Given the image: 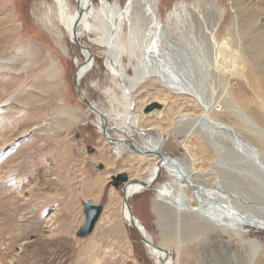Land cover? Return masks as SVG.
Segmentation results:
<instances>
[{
  "label": "rangeland",
  "instance_id": "rangeland-1",
  "mask_svg": "<svg viewBox=\"0 0 264 264\" xmlns=\"http://www.w3.org/2000/svg\"><path fill=\"white\" fill-rule=\"evenodd\" d=\"M106 1L123 5L127 0ZM70 2L72 3L73 0ZM149 3L151 8L156 10L158 19L162 23H165L167 14L181 5H185L189 12L195 13L198 10L201 11L203 6L213 7L215 4H219L226 8L227 24L228 18L231 17L227 0H149ZM93 4L97 6L98 0H94ZM55 7L52 0H0V22L4 18L10 17L8 22L0 25V36L5 28L9 34L7 39L0 37V52L14 51L18 47L30 43H36L46 53L49 52L47 50L50 47L54 49L55 54L50 53V56L57 61H62L59 66L63 70L65 79L63 92L60 95L61 103L73 108L77 114L86 115L83 122H78L65 130L54 131L55 121L52 120L47 126L49 117L41 120L38 112L41 106L36 107L42 104L47 96L40 91L39 94L34 92L37 91L33 84V81H37L34 79L38 73L37 69L19 75L0 72V137L6 138L5 141H7V144L0 145V264H37L34 261L37 256L36 247L40 246L37 243L44 241L46 232L55 230L54 233H57L59 232L57 229L60 227L58 218L49 222V216L54 211L50 212L51 209L46 206L47 195L51 196L60 189L69 192L67 189L69 183L66 179L69 180L73 189H77L76 195L74 194L77 197H74L72 201L74 203H71L67 210H71L70 212L73 214L76 212L74 215L75 225L84 220L82 201L78 199L80 198L78 190L86 177L87 180L91 178L88 180L89 182H95L100 177L99 181L102 182L100 184L103 191L102 196L95 203L103 205V210L94 231L85 238L76 236L74 224H72L73 229L60 231L63 234H68V238L66 237L62 242L69 244L70 249H73L74 244L75 254H67L59 248L55 264H155L148 248L123 220L121 188L116 189L110 184L111 176L122 173L126 174L128 179L144 181L150 171L152 161L143 158L147 165L140 166L137 165L140 155L112 152L113 146L106 141L100 130L93 124V116L89 113L88 107L80 101L73 85V75L76 73V67L81 59L78 49L71 47L66 38L64 45H67L68 55L67 58L63 57L41 27L44 14H48L53 25L57 24L56 17H53ZM134 13L145 22L146 36L153 33L154 28L150 27L148 14L140 6H134ZM206 19L211 26L217 17L214 13L209 12ZM175 25V22L170 24L172 33ZM81 39L85 45L87 38ZM126 39L124 36L122 40L125 48L129 46ZM187 39L185 38V44L192 46V40ZM185 44L183 48L188 47ZM90 52L91 54L87 55L89 58L92 57L90 70L80 82L79 90L88 101L105 110L106 106L101 92L112 88V86H110V77L104 67V50L91 45ZM122 60L127 65V57L123 56ZM250 64L253 66L252 80L259 85V88L255 90L248 88L245 81L240 78L241 75H235V77L224 72L220 74V82L212 80L211 77L205 79L199 75L197 77L194 75L196 77L194 80L196 82L202 80L200 86L204 89L206 96L212 86L217 90L220 84V91H217L219 95L223 82L229 84L233 96L240 105H246V102L250 104L251 111L246 107L248 110L246 114L252 113L255 123L264 129V63L262 62V66H259L256 61H250ZM222 65L224 69H227L226 71H230L231 64L229 62H223ZM242 66L245 67V64H237L238 68L242 69ZM127 72L132 73L128 68ZM95 84L97 89L93 88ZM42 86L40 85L41 88ZM207 86L208 88H206ZM132 98L134 112L138 113L148 104L159 103L160 110L158 112L153 111L147 116H140V126L144 129H151L149 134L152 138L156 139L159 136L163 138L161 148L165 156L170 158L189 156L192 169L200 173L212 166L216 155L210 147H207L205 140L200 139L199 135L174 136L169 133L173 121L178 120L179 117L189 115L196 118L201 116L203 110L200 107L190 103L185 96L174 93L154 77L144 80L137 87ZM9 99L10 101H8ZM57 105L54 103L50 109L48 107V113ZM11 111L12 113L14 111L15 115H12L8 120L7 116ZM211 117L233 127L244 141H252L249 143L253 146L256 144L257 141L254 138L243 135L242 131L246 130L245 124L238 120L233 113L226 112L222 115H211ZM37 131L39 133H36ZM139 141L138 144L141 143ZM88 147L94 150L92 154H88ZM218 158L220 160L229 159V152L222 151ZM109 164H112L111 167L108 166ZM101 166L102 170H99ZM88 175L91 177L89 178ZM205 179L209 185L215 183L212 175H206ZM167 180V175L162 172L156 185ZM156 185L133 195L128 204L134 217L143 225L150 238L156 244H161L164 241L161 228L158 226L160 218L152 208ZM241 187L227 185L226 188H222V191L225 188L223 191L225 194L231 196L234 194L233 197L237 200L235 201L238 208L250 216H255L253 210L246 208L254 201L251 197L249 198L250 194L245 191V188ZM244 198L245 200H243ZM50 203H52V199H50ZM54 206L57 208L56 205ZM168 228L170 229L169 226ZM170 238H172V242L170 245L168 244V247L172 264H264V230L248 226L234 227L230 224L220 226V228L209 225L206 230L182 237V241L177 246L174 243L176 235ZM40 253L42 254L40 263L44 264L43 261L49 257L46 255V248H40Z\"/></svg>",
  "mask_w": 264,
  "mask_h": 264
},
{
  "label": "bare ground",
  "instance_id": "bare-ground-1",
  "mask_svg": "<svg viewBox=\"0 0 264 264\" xmlns=\"http://www.w3.org/2000/svg\"><path fill=\"white\" fill-rule=\"evenodd\" d=\"M52 1L56 6L53 17H56L57 24L53 25L48 14H44L41 27L63 57L67 58L68 55L67 45H64L66 38L71 47L78 49L81 55L76 67L78 85L90 70L91 61L87 56L91 54L90 46H98L104 50V67L110 77L109 83L112 88L101 92L105 110L100 106L98 108L97 105H95L96 110L89 109V113L94 118L93 124L101 134L105 129L104 138L113 140L111 145L118 154H125L121 152L127 150L126 144L150 154L141 156L137 160V165L140 166L147 165L143 158L152 161L147 178L143 181L146 185L154 187L158 183V181L154 182L158 169L160 175L164 172L168 177L166 182L156 185V195L152 205L154 212L160 218L158 226L161 228L164 242L156 244L145 229H140L144 236L158 248L169 253L168 244L172 242L170 237L176 235L174 243L177 246L182 241V237L197 234L206 230L209 225L220 228L230 224L234 227L248 226L264 230V217H261L264 216V129L255 123L252 113L246 114L248 111L246 107L250 109V104L246 102V105H240L233 96L229 84L223 82L219 95L217 91L220 84L217 90L213 86L209 91L206 89V92L208 91L206 96L204 89L200 86L202 80L200 82L194 80V75L196 77L199 75L202 78L211 77L212 80L220 82V74L224 72L231 76L241 75L240 78L251 90L259 88L257 82L252 80L253 66L250 61H256L259 66H262V62L264 63V0H227L231 11L228 24L226 8L219 4L213 7L203 6L201 11L198 10L195 13L189 12L185 5H181L167 14L165 23H162L158 19L156 10L151 8L149 0H127L123 5L98 0L97 6H94V0H73L72 3L70 0ZM134 6H140L148 14L150 27L154 28L149 36H146L145 22L135 16ZM209 12L217 17L211 26L206 19ZM9 19L10 17L4 18L0 25H4ZM174 22L176 25L172 33L170 24ZM76 23L78 25L73 37L84 48L83 50L79 49L72 40V28ZM229 25L230 27L227 28ZM124 36L129 43L127 48L122 42ZM0 37L9 38L7 28L2 30ZM83 37L87 38L85 45L81 42ZM185 38L192 40V42L189 40L192 46L185 44ZM6 44L3 46L5 47ZM184 44L188 47L183 48ZM47 51L49 52L42 51L36 43H30L14 51L0 52V72L19 75L37 69L38 73L34 78L37 81H33L37 91L34 92L39 94L40 91L47 94L45 102L36 106H41L38 110L39 117L41 120L49 117L47 126L54 120V131L65 130L78 122H83L86 115L77 114L73 108L61 103L60 95L65 82L64 73L60 67L62 61H57L50 56V53L55 54L54 49L50 47ZM123 56L128 59L127 65L122 60ZM223 62L231 64L229 72L224 69ZM238 63H244L245 67L238 68ZM127 68L131 69V74L127 72ZM149 77L157 78L162 85L167 86L174 93L185 96L190 103H194L203 110L199 117L186 115L173 121L169 133L174 136L197 134L200 139L205 140L207 147H210L216 155V160L205 172L200 173L192 169L189 156L181 158L165 156L161 148L163 138L160 136L156 139L152 138L149 134L151 129L140 126V116L146 115L142 111L134 112L132 95ZM40 85H43L42 88ZM93 88L97 89L96 84ZM83 97L86 98L84 94ZM80 101H82L81 98ZM54 103L58 105L48 113V107L50 109ZM18 110L20 111V108ZM226 112L233 113L245 124L246 130L242 133L245 137H252L257 141L254 146L249 143L252 141L247 142L240 138L233 127L211 117V115H222ZM12 115H15L14 111L13 113L11 111L7 119L9 120ZM5 139L0 137V145L7 144ZM138 141L141 143L138 144ZM222 151L229 152L230 158L220 160L218 155ZM111 165L108 166L111 167ZM206 175H212L215 183L209 185L205 179ZM92 183L98 185L102 182L96 180ZM227 185L245 188V191L250 194L249 198L251 197L254 201L249 199L253 204L247 205L246 208L253 210L255 216H250L238 208L233 193L231 196L223 192ZM223 187L225 188L222 191ZM144 190L145 188L140 185L129 183L126 186L127 201ZM121 213L128 225L131 219L122 201ZM134 222L138 227L139 221ZM147 248L155 264H172L170 257L167 260L163 253Z\"/></svg>",
  "mask_w": 264,
  "mask_h": 264
},
{
  "label": "water",
  "instance_id": "water-1",
  "mask_svg": "<svg viewBox=\"0 0 264 264\" xmlns=\"http://www.w3.org/2000/svg\"><path fill=\"white\" fill-rule=\"evenodd\" d=\"M77 25H78V23L74 24V26L72 28V40L74 41V43L76 44V46L79 49L83 50L84 48H82L81 45L79 44V42H77L75 40V38L73 37V35L75 34V30H76ZM89 59L92 60V57L89 58ZM76 76H77V74L75 73L74 76H73V85H74V88H75V91H76L78 97L81 98L82 102L88 107V109H90L92 111L96 110L97 109L96 106L93 103H91L90 101H88L86 98L83 97L82 92L79 90L78 80H77ZM159 110H160L159 103L153 102L152 104H148L146 106V108L142 110V112H143L144 115L147 116V115L151 114L153 111H157L158 112ZM96 112L100 115V112L98 110ZM100 117H101V115H100ZM102 135L104 137L106 136L105 135V129H103ZM77 136H78V134L76 133V137ZM106 140L110 144L113 143V140L108 139L107 137H106ZM126 149L127 150H124L121 153H128L129 152V153L137 154V155H140V156H148V155H150L148 152L142 151V150H140L138 148H135V147H133L130 144H126ZM93 151L94 150L92 148H90V147L87 148L88 154H92ZM112 152L118 154V152H116L115 148L113 149ZM99 170H102V166L99 167ZM159 177H160V170L158 169L156 171V173H155L154 182H157ZM129 183L140 185V186L144 187L145 189L152 188L151 187L152 185L148 186L143 181H135V180L129 181L128 177L124 173L118 174L116 176H111L110 184L116 189H118L119 187L121 188L120 191H121L122 203H123V205L125 207H127L128 215L130 216V219H131L130 223H128V226L131 227L136 232V234L139 237L140 241L145 246L149 247L153 251H157V252L163 253L165 255V259L168 260L169 259V253L167 251H165V250H162V249L158 248V246H156L151 241H149L148 238H146L144 236V234L142 233V230L144 229L143 225L139 222V225L137 227L136 222H134L135 220H138V219L132 215V213L130 211V206L128 205V201H127V197H126V186ZM102 210H103V205H100V204L96 205L90 200L82 202V212H83V215H84V222L76 231V236L77 237L85 238V237H87V236L92 234V232L94 231L95 226H96V224H97V222H98V220L100 218ZM140 229H142V230H140Z\"/></svg>",
  "mask_w": 264,
  "mask_h": 264
},
{
  "label": "crops",
  "instance_id": "crops-1",
  "mask_svg": "<svg viewBox=\"0 0 264 264\" xmlns=\"http://www.w3.org/2000/svg\"><path fill=\"white\" fill-rule=\"evenodd\" d=\"M89 178L91 177L90 175H88ZM91 179V178H90ZM88 179V180H90ZM87 180V177L84 179V181L82 182V185L80 186L79 190H78V198L79 200L83 201H87L90 200L92 201L94 204L95 201H97V199L99 200L100 197L102 196V186L101 184L98 185H93V183ZM100 180V177L97 179ZM66 181L69 183L68 186V191L66 190H58L56 191V193L51 194V196L47 195L46 198V202H47V208L51 209V211H54V213H51L49 216V222L53 221V219L58 218L60 220V227H58V231L57 233H54L55 230L51 231V232H46L44 234V241L38 242L37 244L40 246L36 247V258L34 259V261L37 262V264H41V258L40 256L42 255L40 253V248L45 249L46 248V255H49L47 260H44L43 263L46 264L47 262L49 264H55L56 263V255L59 252L58 249L60 248L61 250H63L62 252H65L67 254H75V247L73 244V249L69 248V244H66L64 242H62L63 239H65L66 237L68 238V234H63L60 231L66 230L69 231V229H73L72 224L75 225L76 223V219L74 218V215L72 212H70L71 210H67V208L71 205L74 197L76 198L77 196H74V194L76 195L77 193V189H73L71 187V184L69 182L68 179H66ZM101 182V181H100ZM72 190H71V189ZM72 192H73V198H72ZM53 197V198H52ZM50 199H52V203H50ZM57 206V208H55V206ZM49 212V213H50ZM54 215V217H53ZM84 220L81 221L78 225H75V232L76 230L83 224ZM65 235V236H63ZM45 246V247H44ZM63 248V249H62ZM68 248V249H67ZM72 248V247H71ZM74 259H75V255H74Z\"/></svg>",
  "mask_w": 264,
  "mask_h": 264
}]
</instances>
